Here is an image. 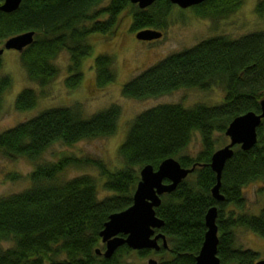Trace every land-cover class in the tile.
I'll list each match as a JSON object with an SVG mask.
<instances>
[{
	"label": "trees",
	"instance_id": "obj_1",
	"mask_svg": "<svg viewBox=\"0 0 264 264\" xmlns=\"http://www.w3.org/2000/svg\"><path fill=\"white\" fill-rule=\"evenodd\" d=\"M240 5L241 0H207L192 9L201 19L215 20L234 13ZM173 7L169 0H157L146 9L130 0H22L14 12L0 10V44L34 33L32 44L19 54L28 81L39 92L24 88L15 98V109L25 112L37 106L45 88L59 75L55 60L62 52L69 54L65 86L78 88L84 60L93 52L90 36L116 31L126 9H131L130 31L136 37L145 30L164 31ZM256 10L264 18V0ZM2 66L0 58V112L4 95L12 87V79L1 73ZM94 73L98 87L113 83V58L98 55ZM216 86L224 91L221 104H163L138 114L118 148L121 162L117 168H110L102 159L74 155H63L55 162L41 160L57 144L72 147L113 136L121 115L116 105L90 116L84 115L79 104L50 108L1 133L0 154L9 160L26 159L34 169L28 175L27 189L0 197V264H133L128 258L134 253L140 257L153 254L157 264H195L206 232L205 216L212 207L218 211L220 264H256L258 254L237 245V230L246 229L264 238V206L258 214L248 213L244 197L246 186L264 183V119L257 129V144L249 151L235 147L226 163L220 188L222 202L212 197L216 175L210 161L220 149L216 135H225L236 117L260 113L264 32L238 39H205L143 71L123 86L122 94L143 101L180 89ZM196 134L201 150L192 156L187 150ZM169 158L182 168H195L175 191L160 197L161 204L155 209L164 222L156 233L166 237L168 249L133 251L122 246L111 258L97 254V249L104 250L99 234L109 216L132 205L141 169L148 165L157 169ZM90 167L97 177H62L69 170ZM100 184L108 192L103 197Z\"/></svg>",
	"mask_w": 264,
	"mask_h": 264
},
{
	"label": "rangeland",
	"instance_id": "obj_2",
	"mask_svg": "<svg viewBox=\"0 0 264 264\" xmlns=\"http://www.w3.org/2000/svg\"><path fill=\"white\" fill-rule=\"evenodd\" d=\"M261 0H241L240 7L227 17L213 20L201 19L191 9H181L173 5L168 27L162 31L163 38L157 41H141L130 31L132 21L131 9H126L119 18L116 31L108 35L94 34L89 42L93 45L92 54L84 60L81 85L74 89L65 86L68 75L69 54L62 52L55 60L59 75L45 88V95L40 96L33 110L18 112L15 109V98L24 88H39L30 83L20 63V54L7 50L1 56V73L12 79L11 89L4 95L0 112V134L16 125L31 119L38 113L56 107L80 105L85 116L116 105L121 110L118 128L113 136L91 141H82L72 147L57 144L42 157V161L55 162L63 155L91 157L102 159L110 168L120 167L117 151L125 139L130 122L140 113L163 104H182L185 107L194 104L214 106L221 104L224 91L221 87L207 90L180 89L170 95L147 100H134L124 97L123 86L154 66L167 56L192 48L199 42L216 36H227L238 39L255 32H264V18L256 10ZM0 44V49L3 48ZM98 55H109L113 58L115 81L103 88L98 87L94 73V60ZM220 143L217 149L229 143L225 135H216ZM201 150L199 134H196L188 147L187 153L195 156ZM33 164L26 159L9 160L0 154V197L24 191L30 186L28 175L33 171ZM90 174L97 177L94 168L69 170L63 174L64 179ZM102 181V179H100ZM100 197L107 195L99 185ZM246 211L258 214L264 206V183L255 182L244 188ZM237 245L251 249L258 254V260H264V238L246 229L237 230ZM103 248L104 246L101 245ZM149 259L158 260L153 254L140 257L130 255L128 261L133 264H147Z\"/></svg>",
	"mask_w": 264,
	"mask_h": 264
},
{
	"label": "water",
	"instance_id": "obj_3",
	"mask_svg": "<svg viewBox=\"0 0 264 264\" xmlns=\"http://www.w3.org/2000/svg\"><path fill=\"white\" fill-rule=\"evenodd\" d=\"M157 0H130L140 9H146ZM172 5L181 9L198 6L207 0H169ZM22 0H3L0 10L5 13L16 11ZM162 32L145 30L137 33L136 38L141 41H156L161 39ZM34 33L29 32L8 39L0 49V57L7 50L22 52L32 44ZM264 119V95L260 101V113L248 112L236 117L225 131L229 143L216 150L211 157L210 167L216 175V184L212 188V197L217 202H222L224 197L220 193L222 173L226 163L233 157L235 147L242 151L251 150L258 141L257 129ZM195 168V167H194ZM194 168L185 169L173 158L164 160L157 169L148 165L140 171V181L133 194L132 205L119 213L109 216L100 232L101 242L105 250L97 249V254L111 258L122 246H127L133 251L168 249L166 237L160 230L164 222L155 213L161 204V196L170 194L178 185L187 178ZM218 211L217 207L208 210L205 216L206 232L195 264H220L217 256L218 250ZM159 241L162 242L160 245ZM147 264H157L155 259H149ZM256 264H264V260Z\"/></svg>",
	"mask_w": 264,
	"mask_h": 264
},
{
	"label": "flooded vegetation",
	"instance_id": "obj_4",
	"mask_svg": "<svg viewBox=\"0 0 264 264\" xmlns=\"http://www.w3.org/2000/svg\"><path fill=\"white\" fill-rule=\"evenodd\" d=\"M199 6V5H198ZM194 7H196V6H194ZM191 8H193V7H190L189 9H191ZM159 243H160V245L162 244V242L161 241H159ZM167 250V249H166ZM151 252H153V250H150ZM160 251V250H159ZM154 252H156V251H154ZM158 252V251H157Z\"/></svg>",
	"mask_w": 264,
	"mask_h": 264
}]
</instances>
